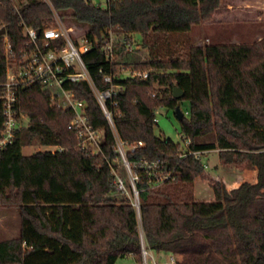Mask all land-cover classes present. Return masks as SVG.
I'll list each match as a JSON object with an SVG mask.
<instances>
[{
	"label": "trees",
	"instance_id": "trees-1",
	"mask_svg": "<svg viewBox=\"0 0 264 264\" xmlns=\"http://www.w3.org/2000/svg\"><path fill=\"white\" fill-rule=\"evenodd\" d=\"M220 1L108 0L102 9L91 0H0V30L6 31L0 37V83L4 40L18 53L24 27L42 29L53 12L92 45L83 62L97 88H106L103 75L116 76L122 68L149 73L142 82L115 79L124 91L111 108L138 178V208L128 195L131 183L113 133L86 84L71 89L85 102L92 129L103 133L97 154L79 145L69 128L74 115L51 107L48 89L35 85L18 92L30 122L0 149V206L17 208L20 225L17 236L0 241V264H116L125 258L141 264V236L151 253L177 255V264H264V35L252 44H201L177 36L210 21ZM110 36L113 64L100 51ZM124 44L136 50L125 53ZM183 101L188 114L178 126L189 141L185 150L157 136L153 121L155 111L174 110ZM2 122L0 115V131ZM34 140L62 151L23 156L22 148ZM138 142L142 146L130 152ZM212 150L220 157L254 156L255 182L232 191L211 182L214 200L198 202L194 181L204 179L205 166L193 153ZM141 162L156 167L149 175L137 166ZM116 176L125 191L117 188ZM161 177L168 179L158 184Z\"/></svg>",
	"mask_w": 264,
	"mask_h": 264
},
{
	"label": "built area",
	"instance_id": "built-area-1",
	"mask_svg": "<svg viewBox=\"0 0 264 264\" xmlns=\"http://www.w3.org/2000/svg\"><path fill=\"white\" fill-rule=\"evenodd\" d=\"M48 2V1H45ZM73 27L65 26L55 12H53L50 22L36 30L24 27L23 36L25 37L24 48L15 53L10 47L8 40H4V62L6 64L5 80L0 83V115L3 118L2 129L0 131V149L10 145L16 138V133L27 127L30 120L20 109L18 92L29 86L41 85L49 90L50 105L56 109L69 110L74 118L69 123V128L76 132V138L79 145L91 154H97L99 141L103 133L95 131L89 124L86 114V104L75 97L72 86L78 83L86 84L94 97L101 113L104 115L110 131L113 133L115 149L118 159L122 166L126 168L131 191L134 194L133 204L138 208V197L135 183L138 178L132 173L131 167L127 162V147L119 138L114 128L112 109L117 106L115 98L124 91V87L115 83V79H137L147 81L149 73L130 69H121L116 76L103 75L102 81L106 88L99 89L95 86L88 72L83 56L90 52L92 45L83 37L74 36ZM114 37L110 36L108 45L102 46L100 51L104 54L106 62L113 64L116 59ZM125 53H132L136 50L133 44H124ZM153 119L157 124L156 114ZM185 112L184 115H187ZM189 141L185 142L187 146ZM142 146L141 142L128 147L132 152L136 147ZM52 154L61 152L58 147H50ZM202 151L193 153L197 158H201ZM186 155V154H185ZM184 155V156H185ZM137 166L150 170L156 167L154 164L141 162ZM169 177V176H168ZM161 177L158 184L168 179ZM115 184L121 191H125L122 180L116 176ZM141 264H177L179 258L177 255H163L162 260L157 259L155 253H151L144 244L141 236Z\"/></svg>",
	"mask_w": 264,
	"mask_h": 264
},
{
	"label": "rangeland",
	"instance_id": "rangeland-1",
	"mask_svg": "<svg viewBox=\"0 0 264 264\" xmlns=\"http://www.w3.org/2000/svg\"><path fill=\"white\" fill-rule=\"evenodd\" d=\"M93 4L98 5L100 8L105 9L108 0H91ZM240 0H222L220 8L216 11L211 20L202 23L199 27H195L191 32L187 34L177 35L181 41H192L198 38L201 44H217L219 42L224 43H248L260 39L264 35V0H243V3L248 4L251 7V13L246 14L241 10L228 11L226 4H236ZM258 9V10H257ZM242 13V14H241ZM233 16V18H232ZM261 18V21H257ZM64 23V22H63ZM233 23V24H232ZM65 26H68L64 23ZM82 31L77 27L74 29V36L80 35ZM178 40L174 37L171 41ZM189 104L187 101H183L179 104L181 112H187ZM157 125L155 126V133L157 136H161L165 139H170L173 143L179 144L180 147L185 150L186 145L180 134L178 121L175 114L171 109H159L156 114ZM52 148L42 147L37 140H34L30 146L22 148L23 156H31L38 152L49 151ZM236 153H225L222 157L217 154H210L208 158L204 155L201 157V162L205 166V172L210 177H216L217 173L214 166H219L221 169L223 166L230 167V162L234 159ZM239 154V153H237ZM241 155V154H240ZM222 161V164L220 163ZM220 163V164H219ZM205 175V173H204ZM121 177V176H120ZM129 178V177H128ZM206 179V177H204ZM195 180L194 186V199L198 202H210L213 201V193L209 187V182L206 180ZM127 190V189H126ZM131 201H134V194L128 192ZM20 221L18 218L17 208H3L0 206V241L12 239L17 236L19 230ZM157 259L162 260L164 258L161 254H156ZM116 264H134L131 258L119 259Z\"/></svg>",
	"mask_w": 264,
	"mask_h": 264
},
{
	"label": "crops",
	"instance_id": "crops-1",
	"mask_svg": "<svg viewBox=\"0 0 264 264\" xmlns=\"http://www.w3.org/2000/svg\"><path fill=\"white\" fill-rule=\"evenodd\" d=\"M221 2H222V0L220 1V4H221ZM226 6H227V8H230V9H228L229 12L231 10H241L243 12L245 11V12H247L246 14L252 12L251 11L252 6H249L248 4L243 3V0H240V2L236 3L235 5L234 4H230V5L226 4ZM216 11H215V13H216ZM214 14H213V16H214ZM232 18H233V16H232ZM261 20H262L261 18L257 19V21H261ZM212 153L219 155V150L208 151V152L204 153L203 155L205 158H208V156ZM220 163L222 164V161H220ZM230 163L231 164H230L229 168H226V166H223L221 169H219V166H214V169L216 170L217 176L215 178L214 177L212 178L208 174H206V172H205L206 179H204V180L209 182V184L211 182H220L221 181L228 191L237 190L238 187L243 182H251V183L255 182L256 169H255V157L254 156L235 154L234 159H232ZM194 186H195V183H194ZM209 187H210V185H209ZM193 195H194V187H193Z\"/></svg>",
	"mask_w": 264,
	"mask_h": 264
},
{
	"label": "water",
	"instance_id": "water-1",
	"mask_svg": "<svg viewBox=\"0 0 264 264\" xmlns=\"http://www.w3.org/2000/svg\"><path fill=\"white\" fill-rule=\"evenodd\" d=\"M5 33H6L5 29L0 30V37L4 36ZM173 95L175 99H179L182 97L181 92L177 88L173 90ZM173 112L175 114L177 121H180L184 118V113L180 111L179 107L174 108Z\"/></svg>",
	"mask_w": 264,
	"mask_h": 264
}]
</instances>
